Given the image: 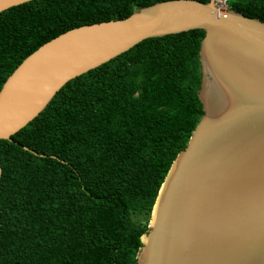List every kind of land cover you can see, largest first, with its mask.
I'll use <instances>...</instances> for the list:
<instances>
[{"label":"trees","instance_id":"trees-1","mask_svg":"<svg viewBox=\"0 0 264 264\" xmlns=\"http://www.w3.org/2000/svg\"><path fill=\"white\" fill-rule=\"evenodd\" d=\"M161 1L31 0L8 8L0 13V88L57 35ZM227 8L264 22V0H228ZM203 35L142 40L66 82L0 139V264H135L159 186L202 115Z\"/></svg>","mask_w":264,"mask_h":264},{"label":"water","instance_id":"water-1","mask_svg":"<svg viewBox=\"0 0 264 264\" xmlns=\"http://www.w3.org/2000/svg\"><path fill=\"white\" fill-rule=\"evenodd\" d=\"M31 0H0V13ZM199 43L202 115L171 162L135 264H264V22L213 0H167L57 35L0 88V139L36 117L69 80L148 38L189 30Z\"/></svg>","mask_w":264,"mask_h":264},{"label":"built area","instance_id":"built-area-1","mask_svg":"<svg viewBox=\"0 0 264 264\" xmlns=\"http://www.w3.org/2000/svg\"><path fill=\"white\" fill-rule=\"evenodd\" d=\"M227 1L228 0H213V5L217 10L225 11L228 9Z\"/></svg>","mask_w":264,"mask_h":264},{"label":"rangeland","instance_id":"rangeland-1","mask_svg":"<svg viewBox=\"0 0 264 264\" xmlns=\"http://www.w3.org/2000/svg\"><path fill=\"white\" fill-rule=\"evenodd\" d=\"M132 219H134V220H144V217L143 216H135V215H132Z\"/></svg>","mask_w":264,"mask_h":264}]
</instances>
